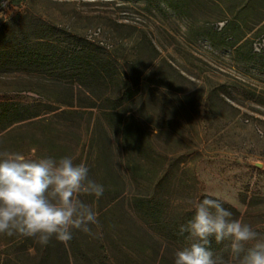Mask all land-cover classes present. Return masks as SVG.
I'll use <instances>...</instances> for the list:
<instances>
[{
    "label": "rangeland",
    "instance_id": "rangeland-1",
    "mask_svg": "<svg viewBox=\"0 0 264 264\" xmlns=\"http://www.w3.org/2000/svg\"><path fill=\"white\" fill-rule=\"evenodd\" d=\"M41 29L57 45L83 36L113 63L112 79L81 84L48 66L0 62V98L48 111L12 125L23 149L83 162L104 187L98 198L78 194L99 223L73 229L75 240L105 232L88 246L90 264H174L195 241L164 234L186 225L204 198L264 241V69L249 54L264 52V0H0V48ZM123 89L130 98L114 109L97 100ZM229 243L213 238L209 247L237 264Z\"/></svg>",
    "mask_w": 264,
    "mask_h": 264
},
{
    "label": "clouds",
    "instance_id": "clouds-1",
    "mask_svg": "<svg viewBox=\"0 0 264 264\" xmlns=\"http://www.w3.org/2000/svg\"><path fill=\"white\" fill-rule=\"evenodd\" d=\"M81 193L97 198L104 193L83 162L74 164L68 156L32 160L19 152H0V233H19L42 245L53 237L67 244L73 229L88 233L90 225L99 223L92 208L78 198ZM231 216L219 200L197 202L194 217L180 227L181 234L188 232L195 242L175 253L174 264H230L214 258L209 237L217 243L228 240L237 264H264V241L250 225ZM251 241L256 242L246 249Z\"/></svg>",
    "mask_w": 264,
    "mask_h": 264
},
{
    "label": "trees",
    "instance_id": "trees-1",
    "mask_svg": "<svg viewBox=\"0 0 264 264\" xmlns=\"http://www.w3.org/2000/svg\"><path fill=\"white\" fill-rule=\"evenodd\" d=\"M3 25H6V23ZM66 41H63L65 45H57V41L49 37L48 29H41L39 33H35L28 38L1 47L0 62H14L15 60L22 66H48L52 72H55L53 75L81 84L99 83L113 78L109 71L113 63L107 55L99 53L95 48L88 47L87 42H90L89 40L74 34ZM69 45L72 48L65 49V46ZM45 47H47L46 51ZM249 54L250 59H253L257 67L264 69V52L253 51L250 48ZM129 98L130 95L124 89L118 95L105 93L97 96V100L102 104L109 102L106 106L111 109L116 108ZM67 105L72 106L71 104ZM46 112L48 111L41 112L37 110L33 102L0 98V152H19L26 158L39 160L38 153L29 154L27 150L23 149V145L19 143L21 139L14 136V129L12 128L15 126L13 124L22 121L31 123L43 121L45 116L41 115ZM61 112L73 113L74 111L62 109ZM32 148L37 149L36 147ZM147 213L149 216H156V213L151 212L150 209L147 210ZM157 221L159 222V219ZM148 222L152 224L151 221ZM188 235V232L181 234L179 229H174L168 230L164 234V238L171 242L173 238L178 236L187 239ZM0 238V264H18L17 253L20 254L21 252L33 259L34 264H46L48 261H52L54 264H84L85 262L90 264L91 260L96 258L95 253L90 254V244H92L91 242L97 243V238L103 240L105 232H99L97 238H93L91 241L88 238L85 239L84 243L77 242L73 233L71 241L67 244L58 241L56 248L52 249L50 242L44 246L34 245L32 237L8 236L0 233ZM213 238L209 237L210 242L213 241ZM97 250L105 256L110 253L109 247L104 242L98 245Z\"/></svg>",
    "mask_w": 264,
    "mask_h": 264
}]
</instances>
